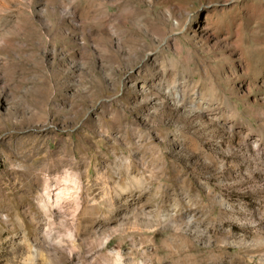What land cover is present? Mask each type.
<instances>
[{
    "label": "rangeland",
    "instance_id": "374dc122",
    "mask_svg": "<svg viewBox=\"0 0 264 264\" xmlns=\"http://www.w3.org/2000/svg\"><path fill=\"white\" fill-rule=\"evenodd\" d=\"M0 264H264V0H0Z\"/></svg>",
    "mask_w": 264,
    "mask_h": 264
},
{
    "label": "bare ground",
    "instance_id": "6f19581e",
    "mask_svg": "<svg viewBox=\"0 0 264 264\" xmlns=\"http://www.w3.org/2000/svg\"><path fill=\"white\" fill-rule=\"evenodd\" d=\"M173 73V72H172ZM170 77V76H169ZM81 164H82V162H81ZM65 166H68V168L69 169H71V170H74L75 169V166L72 164V163H68L67 165H60V166H58V167H56L54 170H49V173L50 172H60V170L62 169V168H64ZM96 169V168H95ZM98 172V171H97ZM96 172V173H97ZM125 173V172H124ZM70 176L72 177V176H74V174L72 173V172H70ZM70 179H67V181H69ZM50 182H52V180H50ZM108 183H109V181H107ZM57 183H58V181H57ZM87 190V192H88V190H90L89 188H87L86 189ZM93 198H96V195H93ZM59 200H61V198H59ZM110 202L112 203V198H111V196H110ZM96 205H94L93 207H95ZM113 217H114V213H113V211H111V213H110V216H109V219H108V224L113 220ZM62 226L63 227H66V226H68V222H63V224H62ZM62 228V227H61Z\"/></svg>",
    "mask_w": 264,
    "mask_h": 264
}]
</instances>
